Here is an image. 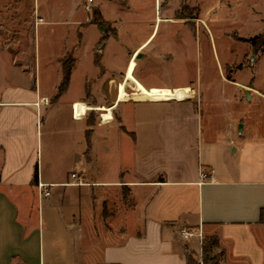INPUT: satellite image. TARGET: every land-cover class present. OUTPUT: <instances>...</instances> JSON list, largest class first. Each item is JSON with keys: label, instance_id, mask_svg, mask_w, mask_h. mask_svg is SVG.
<instances>
[{"label": "crops", "instance_id": "0c3cea01", "mask_svg": "<svg viewBox=\"0 0 264 264\" xmlns=\"http://www.w3.org/2000/svg\"><path fill=\"white\" fill-rule=\"evenodd\" d=\"M92 7L103 26L87 11L72 14L76 39L63 41L59 48L65 54L56 52L44 72L36 49L28 71L27 62L15 64L16 44L0 46V264H204L202 246L181 237L185 228L212 233L216 248L234 262L264 264V140L244 139L242 119L223 136L205 135L212 113L203 111V96L192 85L177 94L184 90L148 89L145 85L176 84L147 83L135 70L138 83H125L149 39L110 71L104 45L110 36L119 40L117 20ZM33 10L27 19L36 41L48 18L40 9L37 14V6ZM111 24L113 35L105 33ZM91 27L101 28L103 36H95L80 59L84 31ZM69 53L75 59L70 83L58 96L61 59ZM78 68L85 70L77 80ZM144 86L158 100L146 98ZM250 90V97L264 98L254 85ZM45 99L50 103L37 105ZM101 107L112 119L104 120ZM52 136L58 137L57 146L43 152L44 138ZM68 156L71 170L60 180L51 168L65 166ZM72 173L86 185H70ZM38 182L50 186V197L40 196ZM120 198L131 204L127 211L115 206ZM188 249L194 262L187 260Z\"/></svg>", "mask_w": 264, "mask_h": 264}, {"label": "rangeland", "instance_id": "374dc122", "mask_svg": "<svg viewBox=\"0 0 264 264\" xmlns=\"http://www.w3.org/2000/svg\"><path fill=\"white\" fill-rule=\"evenodd\" d=\"M86 1L0 0V46L6 47L11 43L18 46L19 50L13 52V56L18 58L15 63L18 67L27 62L25 68L30 71L37 52L40 73L47 69L44 67L48 63L50 69L52 56L56 52L57 56L65 54V48H59L63 41L67 38L65 43L69 44L76 39V28L70 21L72 14H87L83 8ZM92 4L100 6L106 16L117 20V26H106L105 31L113 35L116 27L119 30V40L110 36L104 45L103 62L110 71L121 68L125 59L149 39L135 56L136 62H131L125 83L129 80L138 83L132 76L135 70V76L147 83L176 84L172 87L145 85L148 89L184 90L173 93L177 94L190 91L192 85L203 96V111L209 109L212 113L211 121L204 123L205 135L223 136L236 119H242L246 124L244 139L264 140V98L248 94L252 92L250 88L253 85L264 93V50L256 52L245 41L264 33V0H95ZM36 6L37 14L40 9L48 19L42 23L44 27L33 41L35 35L31 34L33 31L29 32L27 15L35 14L33 9ZM122 6L127 8L126 11H121ZM94 11L96 9L92 7L88 13L92 15ZM65 21L69 25L65 26ZM25 27H28V32ZM102 34L101 28L85 30L83 46L77 56L81 59L89 53L95 36ZM101 47L95 52L96 56L100 55ZM85 60L90 61V54ZM83 70L85 68L77 69V80L82 77ZM96 70H92L93 75L98 72ZM223 77L240 82L242 87L225 83ZM144 95L158 100V96L147 89ZM86 110V106H80V115H84ZM99 110L104 120L112 119L110 110L105 107ZM241 125L235 128L236 134ZM43 141V152L47 148H55L59 142L58 137L53 136ZM67 160L65 166L56 164L51 168V174L60 180L66 179L72 163L70 156ZM154 164L158 167V155ZM115 203L122 211H127L131 205L121 198ZM204 235L203 244L197 239L187 243L203 248L212 233ZM220 250V247H215L211 253L219 264H246L228 259V255ZM191 253L188 249L187 254L192 256ZM201 259L204 264H215L205 261L204 257Z\"/></svg>", "mask_w": 264, "mask_h": 264}, {"label": "trees", "instance_id": "16d2710c", "mask_svg": "<svg viewBox=\"0 0 264 264\" xmlns=\"http://www.w3.org/2000/svg\"><path fill=\"white\" fill-rule=\"evenodd\" d=\"M100 19L101 18H100L99 11L97 10L94 11L92 22L99 23L103 26L104 22H102ZM245 41L248 42L253 48V50L256 52L264 50V33L254 38L247 39ZM96 62L97 64H100L99 56L96 57ZM74 63H75V59L72 53L67 54L64 58L61 59L62 80L58 88V96H61L69 86L71 72L74 67ZM34 180L37 181V173L35 174ZM217 245H218V239L216 237H211L209 242L207 244H204L203 257L205 261H208V262L213 261L215 262V264H219L217 262L216 257L215 256L212 257L211 255L214 247H216ZM186 257H187L188 262H194V259L192 258V256L187 254Z\"/></svg>", "mask_w": 264, "mask_h": 264}, {"label": "built area", "instance_id": "2783aa9c", "mask_svg": "<svg viewBox=\"0 0 264 264\" xmlns=\"http://www.w3.org/2000/svg\"><path fill=\"white\" fill-rule=\"evenodd\" d=\"M92 2L93 0H88V4L85 6V9L87 12H91L92 10ZM49 100L45 99L41 103L37 104L40 106L41 104H49ZM203 178H206V176H203ZM71 180L72 182L70 185L74 186H83L86 185V182L84 179L78 174V173H72L71 174ZM37 187L39 189V194L43 198H48L51 196V191H50V186L48 184H43L41 182H38ZM180 235L183 239L185 240H193V239H198L200 243L202 244L203 239H204V234L201 229H182L180 231Z\"/></svg>", "mask_w": 264, "mask_h": 264}]
</instances>
